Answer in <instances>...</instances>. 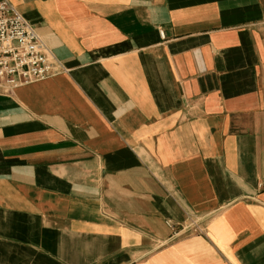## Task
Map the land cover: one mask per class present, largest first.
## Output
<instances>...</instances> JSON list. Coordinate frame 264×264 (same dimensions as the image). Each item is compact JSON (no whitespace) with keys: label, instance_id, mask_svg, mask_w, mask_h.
I'll list each match as a JSON object with an SVG mask.
<instances>
[{"label":"crops","instance_id":"1","mask_svg":"<svg viewBox=\"0 0 264 264\" xmlns=\"http://www.w3.org/2000/svg\"><path fill=\"white\" fill-rule=\"evenodd\" d=\"M10 1L66 70L0 88V264H264V0Z\"/></svg>","mask_w":264,"mask_h":264},{"label":"built area","instance_id":"2","mask_svg":"<svg viewBox=\"0 0 264 264\" xmlns=\"http://www.w3.org/2000/svg\"><path fill=\"white\" fill-rule=\"evenodd\" d=\"M59 70L66 68L33 24L10 0H0V88L10 91L49 78ZM167 222L171 226V221Z\"/></svg>","mask_w":264,"mask_h":264}]
</instances>
